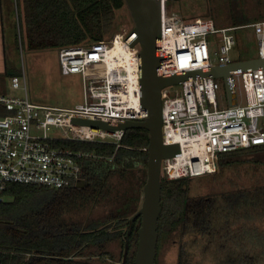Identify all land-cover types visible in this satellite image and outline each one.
<instances>
[{"label": "trees", "instance_id": "1", "mask_svg": "<svg viewBox=\"0 0 264 264\" xmlns=\"http://www.w3.org/2000/svg\"><path fill=\"white\" fill-rule=\"evenodd\" d=\"M21 5V45L36 51L112 40L117 12L127 7L125 0H21ZM251 23L236 19L231 25ZM236 39L237 48L241 39ZM4 75L0 94L7 93L9 80L19 72ZM9 115L0 106V118ZM149 144L145 129L125 131L119 148L99 142L56 143L91 155L83 161L82 179L59 190L7 186L0 202V264H122L130 219L143 201ZM201 182L215 190L194 197ZM161 185L157 251L165 235L184 239L194 231L216 243V251L227 249L225 254L221 249L220 254H202L211 256L210 264H264V145L219 154L217 171L211 175L163 178ZM98 207H104V214L91 218ZM78 213H86V219L74 220ZM141 223L138 217L131 225L127 264H134ZM119 243L116 259L110 247ZM177 253L179 260H188L180 249Z\"/></svg>", "mask_w": 264, "mask_h": 264}, {"label": "built area", "instance_id": "2", "mask_svg": "<svg viewBox=\"0 0 264 264\" xmlns=\"http://www.w3.org/2000/svg\"><path fill=\"white\" fill-rule=\"evenodd\" d=\"M162 12L157 46L154 42L161 58L157 69L161 77L173 78L238 62L232 61L230 55L236 48V31L244 28L253 29L258 58L264 59V21L225 27L213 19L181 20L168 15L165 4ZM135 39L136 34L125 29L110 42L59 50L64 76L86 75L90 66H103L96 78L85 80V102L75 108L35 104L27 95L25 76L23 87L22 76L11 78L10 88L25 91V96L0 94V106L10 113L0 118V202L2 192L10 184L59 190L80 183L83 161L91 155L62 148L56 145L58 142H99L121 147L125 131L94 129L74 121L116 124L148 117V111L141 106V48L133 46ZM118 41L124 43L130 60L123 51L113 52ZM231 75L237 93L235 106H220L228 104L227 95L219 96L222 79L197 75L180 83L181 90L174 91L175 86L163 89V143L177 145L180 152L162 161L161 179L211 175L217 171L219 154L264 145V68L233 71ZM129 79L134 91L127 94ZM50 129L58 131L60 137L51 139Z\"/></svg>", "mask_w": 264, "mask_h": 264}, {"label": "rangeland", "instance_id": "3", "mask_svg": "<svg viewBox=\"0 0 264 264\" xmlns=\"http://www.w3.org/2000/svg\"><path fill=\"white\" fill-rule=\"evenodd\" d=\"M163 4L167 7L168 15L176 16L184 21H194L201 19H214L219 26H233L231 22L239 18L240 21H263L264 20V0H166ZM161 4V9L163 7ZM5 14V21L14 27V36L17 35L18 20L15 12L14 19ZM7 23V24H8ZM134 28L132 18L127 7L117 12L113 33L118 34L127 29L129 32ZM237 35L241 39L240 47L234 49L230 58L232 61L245 60L254 56L258 48L255 44L254 31L251 28L239 29ZM114 35V36H115ZM110 39L106 42H110ZM9 73L18 71L23 87V76L26 80L27 95L30 100L38 105L51 106L57 108L71 109L83 105L85 102L84 82L93 80L103 70L101 64L92 65L86 70V75L75 74L64 76L61 73L59 62V50L49 49L43 51L30 50L21 45L20 38L16 42L14 39L9 41L7 55H5ZM214 63L216 58L213 57ZM5 73H0L1 78H5ZM4 84V79H2ZM6 84V83H5ZM222 91L219 96L225 97L226 90L223 82ZM7 94L25 96V91H14L9 85L6 86ZM174 91L181 90L177 85ZM227 107V103L220 104ZM48 135L51 139L59 138L58 131L49 130ZM215 190L210 183L201 182L195 186L192 195L196 197L205 196ZM194 196V197H195ZM104 214L103 208H96L92 211L91 218H97ZM76 221L86 219V213H78L73 216ZM207 237L202 238L200 233L190 232L184 239L175 237H162L157 251L156 264H210L211 256H201L205 253L220 254L223 251H216L217 244L207 242ZM199 244H203L202 246ZM206 244V245H205ZM199 245V247H198ZM212 248L214 250H212ZM178 249L188 255V260L178 259ZM110 250L116 256H120L121 244L113 245ZM176 257V261H175ZM120 264L119 262H117Z\"/></svg>", "mask_w": 264, "mask_h": 264}, {"label": "water", "instance_id": "4", "mask_svg": "<svg viewBox=\"0 0 264 264\" xmlns=\"http://www.w3.org/2000/svg\"><path fill=\"white\" fill-rule=\"evenodd\" d=\"M164 1L166 0H125L134 25L131 32L137 36L133 46L139 45L141 48L140 99L142 108L148 111V117L144 121H123L116 124L101 121H74L76 124L107 131L145 129L149 132V158L147 180L143 188V201L137 213L130 219L129 231L125 237L122 264L128 262L131 225L138 217H141L142 223L138 232L137 251L133 262L134 264H155L157 257L158 221L162 211L161 165L164 159L180 152L177 145L167 146L163 143V89L177 86L197 75L205 78L222 79L228 105L235 106L238 101L231 72L264 68V59L256 58L234 62L227 66H214L201 71L186 72L173 78L159 76L157 69L160 66L161 58L157 54L158 50L154 46V41L160 36L162 30L163 12L161 4Z\"/></svg>", "mask_w": 264, "mask_h": 264}, {"label": "crops", "instance_id": "5", "mask_svg": "<svg viewBox=\"0 0 264 264\" xmlns=\"http://www.w3.org/2000/svg\"><path fill=\"white\" fill-rule=\"evenodd\" d=\"M19 11H21V13L23 14V8L21 5V0H0V73H3V72L6 73L7 71H9L8 67H7V61L5 58V55H7V47H8L9 41H11L13 39L16 41V37L18 39L20 38V40H21V22H22V20H20ZM15 12L17 14V20H18V28H17V32H18L17 35L18 36H16V35L14 36V27L11 25V24L14 25L13 22L11 23V18L14 19ZM5 14H7V17L10 18V20H9L10 25H11L10 27L7 26V25H9V23L5 21ZM251 22L256 23V22H259V20L258 21H251ZM244 29H247V28H244ZM236 36H237V33H236ZM254 41H255V44L257 47L256 39H254ZM256 58H258V52L257 51H256V54L254 56H250L246 60L256 59ZM10 73H9V75L11 76L12 72H10ZM9 86H10V80H9Z\"/></svg>", "mask_w": 264, "mask_h": 264}, {"label": "bare ground", "instance_id": "6", "mask_svg": "<svg viewBox=\"0 0 264 264\" xmlns=\"http://www.w3.org/2000/svg\"><path fill=\"white\" fill-rule=\"evenodd\" d=\"M135 38V37H134ZM136 38H137V36H136ZM155 42V45L157 46V41L155 40L154 41ZM116 51H118V52H125L126 53V55H127V59H131V57H130V54H129V52H128V50L126 49V47H125V45H124V43L122 42V41H118L117 42V44H116V48H115V50L113 51V52H116ZM130 79H131V77H130ZM130 79H129V83H130V85H128L129 87H127L125 90H126V92H127V94H129V93H132L134 90H133V81H130Z\"/></svg>", "mask_w": 264, "mask_h": 264}, {"label": "flooded vegetation", "instance_id": "7", "mask_svg": "<svg viewBox=\"0 0 264 264\" xmlns=\"http://www.w3.org/2000/svg\"><path fill=\"white\" fill-rule=\"evenodd\" d=\"M155 264H156V262H155Z\"/></svg>", "mask_w": 264, "mask_h": 264}]
</instances>
